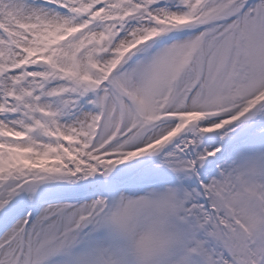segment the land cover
I'll use <instances>...</instances> for the list:
<instances>
[{"label": "snow or ice", "instance_id": "snow-or-ice-1", "mask_svg": "<svg viewBox=\"0 0 264 264\" xmlns=\"http://www.w3.org/2000/svg\"><path fill=\"white\" fill-rule=\"evenodd\" d=\"M0 264H264V0H0Z\"/></svg>", "mask_w": 264, "mask_h": 264}]
</instances>
